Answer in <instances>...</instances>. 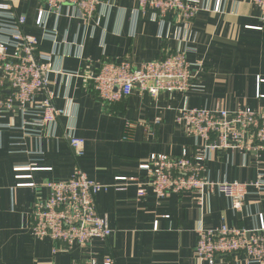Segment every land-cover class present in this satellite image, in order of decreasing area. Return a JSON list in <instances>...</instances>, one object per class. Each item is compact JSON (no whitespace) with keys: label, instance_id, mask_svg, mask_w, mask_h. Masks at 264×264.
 Masks as SVG:
<instances>
[{"label":"crops","instance_id":"crops-1","mask_svg":"<svg viewBox=\"0 0 264 264\" xmlns=\"http://www.w3.org/2000/svg\"><path fill=\"white\" fill-rule=\"evenodd\" d=\"M199 1L204 9L192 21L172 16L163 24L137 0H101L99 14L88 26L67 18L63 7L58 20H46L45 29L56 33L54 40H46L35 24L38 12L47 8L45 0L18 6L17 13L27 14L24 32L38 40V53L50 57L42 61L52 70L47 91L36 101L50 95L53 106L68 116L57 120L53 137L42 129L24 128L19 114L0 117V264H70L90 257L101 263L106 255L115 264H207L195 257L197 228L251 230L259 227L260 217L264 223V191L254 188H248L240 212L217 194L201 205L195 194L158 199L147 186L144 196L137 195L145 182L139 166L152 154L178 157L197 149L175 123L179 110H264V20L259 8L250 0H219L217 11L218 0ZM179 47L187 49V62L200 64L191 69L192 74L198 71L192 80L196 89L185 93L152 98L133 89L128 98L106 106L79 77L104 61L125 59L138 67ZM66 133L85 142L79 160L72 156ZM76 166L90 181L109 186L95 203L112 234L86 248L73 244L67 250L31 235V213L36 197H48L45 184L69 180ZM205 176L212 182L264 180V153L212 152ZM214 264L246 263L224 256Z\"/></svg>","mask_w":264,"mask_h":264},{"label":"built area","instance_id":"built-area-1","mask_svg":"<svg viewBox=\"0 0 264 264\" xmlns=\"http://www.w3.org/2000/svg\"><path fill=\"white\" fill-rule=\"evenodd\" d=\"M0 117L19 114L23 127L32 126L45 130L53 137L57 120L68 116L65 110L57 109L48 95L36 101L45 93L48 76L52 72L48 64L42 63L50 57L38 53V40L24 32L27 21L25 12L17 13L18 6L29 0H0ZM139 7L155 13L160 24L172 16L187 22L192 21L204 9L199 0H137ZM259 8L264 20V0H250ZM46 10L41 9L35 24L43 30L46 40H54L55 32L45 29L46 20L61 16L66 7L67 18L78 20L85 26L99 14L101 0H45ZM219 10V0L215 8ZM187 49L180 47L160 61L146 62L133 67L129 61H104L96 71L82 77L91 87L97 99L109 106L128 98L133 89L148 93L156 98L160 93L188 92L196 89L192 80L191 64L186 60ZM45 56L47 58H45ZM25 119V120H24ZM29 120V121H26ZM156 119L154 124L157 125ZM175 123L187 137L195 141L197 149L192 155L185 151L178 157L152 154L140 166L145 172V182L139 184L137 195L144 196V186L149 187L158 199L171 194H195L199 204L212 195L227 198L233 210L240 212L244 207L248 188L264 191V180L254 183L212 182L206 178V164L212 152L235 150L245 153H264V110L249 108L228 110H206L183 108L178 111ZM126 124V128H129ZM65 138L75 160L84 154L85 142L73 133ZM202 145L198 146L197 142ZM14 171H20L15 169ZM17 179H21L17 176ZM119 180H125L119 179ZM26 186H32L31 184ZM49 194L43 200L35 198L31 213V235L36 239L49 238L68 250L73 244L88 247L94 239L106 240L112 234L106 218L96 209L95 198L109 186L90 181L76 166L71 178L65 182H47ZM118 187V185H114ZM195 257L200 262L214 264L216 258L234 256L246 264H264V223L260 217L259 227L230 229L221 225L215 229H196ZM70 264H115L109 255L101 263L95 258L72 260Z\"/></svg>","mask_w":264,"mask_h":264}]
</instances>
